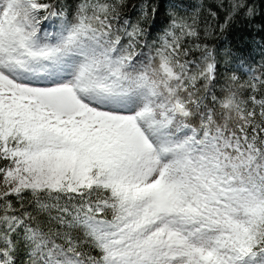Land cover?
I'll list each match as a JSON object with an SVG mask.
<instances>
[{"label": "snow or ice", "instance_id": "6c2138e0", "mask_svg": "<svg viewBox=\"0 0 264 264\" xmlns=\"http://www.w3.org/2000/svg\"><path fill=\"white\" fill-rule=\"evenodd\" d=\"M0 264H264V0H0Z\"/></svg>", "mask_w": 264, "mask_h": 264}]
</instances>
